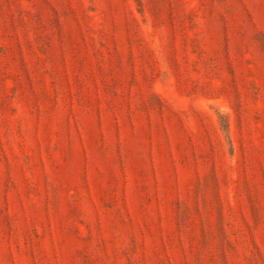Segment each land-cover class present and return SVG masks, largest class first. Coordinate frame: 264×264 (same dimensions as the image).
<instances>
[{"label":"rangeland","instance_id":"rangeland-1","mask_svg":"<svg viewBox=\"0 0 264 264\" xmlns=\"http://www.w3.org/2000/svg\"><path fill=\"white\" fill-rule=\"evenodd\" d=\"M0 264H264V0H0Z\"/></svg>","mask_w":264,"mask_h":264}]
</instances>
